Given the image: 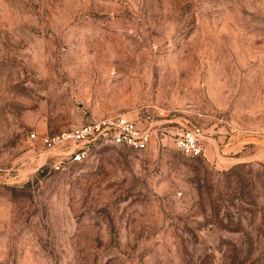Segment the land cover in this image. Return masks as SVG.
<instances>
[{
  "label": "rangeland",
  "instance_id": "rangeland-1",
  "mask_svg": "<svg viewBox=\"0 0 264 264\" xmlns=\"http://www.w3.org/2000/svg\"><path fill=\"white\" fill-rule=\"evenodd\" d=\"M152 107L204 155L33 160L30 132ZM0 264H264V0H0Z\"/></svg>",
  "mask_w": 264,
  "mask_h": 264
},
{
  "label": "built area",
  "instance_id": "built-area-1",
  "mask_svg": "<svg viewBox=\"0 0 264 264\" xmlns=\"http://www.w3.org/2000/svg\"><path fill=\"white\" fill-rule=\"evenodd\" d=\"M139 113L132 116L115 112L54 135L30 132L27 138L34 150L33 160L38 167L46 165L58 171L86 161L99 148L143 151L160 143L164 136L184 156L204 155L210 137L200 125L180 124L175 130V112L164 115L161 109L152 107L140 109Z\"/></svg>",
  "mask_w": 264,
  "mask_h": 264
}]
</instances>
